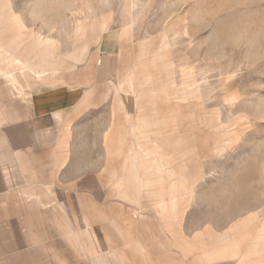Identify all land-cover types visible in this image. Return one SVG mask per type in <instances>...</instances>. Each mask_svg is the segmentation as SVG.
Returning a JSON list of instances; mask_svg holds the SVG:
<instances>
[{
    "label": "crops",
    "instance_id": "1",
    "mask_svg": "<svg viewBox=\"0 0 264 264\" xmlns=\"http://www.w3.org/2000/svg\"><path fill=\"white\" fill-rule=\"evenodd\" d=\"M106 26L42 37L0 0V264H264L257 213L249 237L185 213L197 169L168 145L214 125L182 117L198 90H172L164 46Z\"/></svg>",
    "mask_w": 264,
    "mask_h": 264
},
{
    "label": "rangeland",
    "instance_id": "2",
    "mask_svg": "<svg viewBox=\"0 0 264 264\" xmlns=\"http://www.w3.org/2000/svg\"><path fill=\"white\" fill-rule=\"evenodd\" d=\"M10 2L42 37H72L75 24L103 19L106 27L129 30L131 39L151 38L164 46L176 63L172 90L199 92L198 98L178 100L182 117L200 113L214 124L193 128V151L190 142L168 145L175 161L197 169L196 202L185 213L200 230L220 232L236 222L244 237L251 226L244 219L257 213L254 223L261 217L264 243V0Z\"/></svg>",
    "mask_w": 264,
    "mask_h": 264
},
{
    "label": "bare ground",
    "instance_id": "3",
    "mask_svg": "<svg viewBox=\"0 0 264 264\" xmlns=\"http://www.w3.org/2000/svg\"><path fill=\"white\" fill-rule=\"evenodd\" d=\"M261 214V212H259Z\"/></svg>",
    "mask_w": 264,
    "mask_h": 264
}]
</instances>
